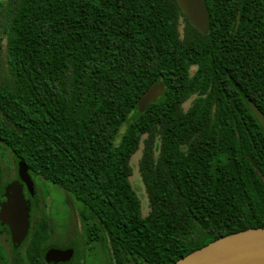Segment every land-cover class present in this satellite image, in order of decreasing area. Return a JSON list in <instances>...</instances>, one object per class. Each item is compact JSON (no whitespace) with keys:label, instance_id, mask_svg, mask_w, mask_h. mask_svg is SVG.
<instances>
[{"label":"trees","instance_id":"trees-1","mask_svg":"<svg viewBox=\"0 0 264 264\" xmlns=\"http://www.w3.org/2000/svg\"><path fill=\"white\" fill-rule=\"evenodd\" d=\"M13 1L0 139L73 197L113 264H174L264 228V130L246 103L264 119V0H204L205 32L176 0Z\"/></svg>","mask_w":264,"mask_h":264},{"label":"flooded vegetation","instance_id":"flooded-vegetation-1","mask_svg":"<svg viewBox=\"0 0 264 264\" xmlns=\"http://www.w3.org/2000/svg\"><path fill=\"white\" fill-rule=\"evenodd\" d=\"M186 105L189 103L184 105L185 109ZM19 195L29 209V227L26 237L15 242L6 224V215ZM73 208L75 228L63 237L54 236L48 221L51 199L47 181L35 176L0 139V264H87L90 257L96 258L99 264H113L110 240L107 238L103 243L85 233L80 211ZM64 253H70V258Z\"/></svg>","mask_w":264,"mask_h":264},{"label":"water","instance_id":"water-1","mask_svg":"<svg viewBox=\"0 0 264 264\" xmlns=\"http://www.w3.org/2000/svg\"><path fill=\"white\" fill-rule=\"evenodd\" d=\"M176 2L191 26L199 32L207 30L209 14L204 0H176ZM162 92L163 88L160 85L151 87L136 103L133 113H142L149 104L161 97ZM246 103L264 130V119L261 113L250 100ZM28 211L22 195L16 197L15 202L7 211L6 224L15 242H20L27 235ZM69 255L70 253H64L67 259L70 258ZM174 264H264V228L248 229L222 237Z\"/></svg>","mask_w":264,"mask_h":264},{"label":"rangeland","instance_id":"rangeland-1","mask_svg":"<svg viewBox=\"0 0 264 264\" xmlns=\"http://www.w3.org/2000/svg\"><path fill=\"white\" fill-rule=\"evenodd\" d=\"M2 3L0 9V83L7 79V68H6V33L9 27L11 11L14 8L15 2L13 0H0ZM1 5V4H0ZM187 107V105H186ZM141 148V147H140ZM141 158L140 150L132 157L130 161V166L132 168V175L130 177V183L138 198L141 201L142 215L146 216L148 214V200L144 192V188L141 182L140 175L138 173V165ZM49 195L51 199V209L49 210L48 221L50 223L51 232L54 236H65L67 232L72 231L76 225V216L74 211L75 208L78 209L73 197L69 196L62 188L59 186L50 184ZM72 204H71V202ZM74 205V206H73ZM87 264H99L96 258L90 257Z\"/></svg>","mask_w":264,"mask_h":264}]
</instances>
